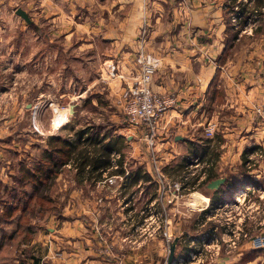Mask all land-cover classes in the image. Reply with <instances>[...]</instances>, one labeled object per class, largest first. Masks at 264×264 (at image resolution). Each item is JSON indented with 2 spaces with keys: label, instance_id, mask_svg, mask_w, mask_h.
Returning a JSON list of instances; mask_svg holds the SVG:
<instances>
[{
  "label": "crops",
  "instance_id": "0c3cea01",
  "mask_svg": "<svg viewBox=\"0 0 264 264\" xmlns=\"http://www.w3.org/2000/svg\"><path fill=\"white\" fill-rule=\"evenodd\" d=\"M44 3L50 11V19L62 18L69 23V28L75 26L74 30H67L66 38L79 30L85 41H80L78 48L71 45L62 48L64 54L59 48L33 50L28 60L31 63L26 61L25 68L38 63L45 52L53 50L66 70L71 69V62L80 69L81 55L71 57L69 54L65 58L67 53L85 51L84 54L90 53L97 62L98 50L103 49L97 47L108 45L113 48H108L110 58H106V63L115 65L123 75L121 81L128 82L126 78L138 74L135 55L143 49L160 60L151 80L152 90L175 96L178 105L159 124L157 143L169 149L158 161L163 164V175L142 172L134 181L127 169L115 172L113 166L118 167L119 156L114 159L113 155L110 157L112 169L95 170L97 174L76 173L74 167L67 164L69 174L62 178L60 175V179L66 178L73 187L65 194L63 211L72 216L65 214L61 222L58 220L60 224L57 222L22 243V249H31L35 244L41 245L42 251L38 256L23 251V256L21 253L16 256L17 264H163L167 259V254H163V239L147 238L144 228L150 209L167 212L161 177L166 180L173 175L170 167L179 169L176 179L188 182L191 191H195L193 195H197L195 199L199 200V206L192 203L186 209V213L199 215L190 220V228L195 233L191 235L185 230L191 235L186 237L190 241L184 242L181 233L173 237H178L175 259L183 258L188 262L194 252L189 246L198 244L207 237L201 233L216 225L215 220L203 219L204 214L215 216L219 211H230L229 205L237 194L255 193L251 188L261 193L262 206L256 207L255 212L264 222V153L254 160L253 167L245 164L250 153L261 149L264 152V126L254 112V107L264 100V0H44ZM6 4L0 0V13L6 9ZM235 7L239 9L237 14ZM18 9L28 19L19 15L20 18L31 26L32 13L23 5L16 7L15 12ZM233 14L237 15L239 26L253 24L250 32L234 27ZM2 31L0 29V37H3ZM16 32L15 48H0V98L5 93L6 74L12 72L14 63L4 58V54L11 52L15 59L24 57L28 50L22 48V30ZM62 75L65 85L70 86L71 72ZM73 79L77 80L74 76ZM86 85L76 96L85 102L89 99ZM117 89H120L118 85ZM209 118L216 119L217 123L211 137L204 133ZM145 165L147 167L148 162ZM15 176L9 180L17 184ZM219 177L225 178V182L218 189H207L203 183ZM6 181L7 178L0 176V200L12 196L18 189L7 191ZM91 183L93 186L89 187ZM151 184L159 186L158 192L156 189L148 192ZM173 209L182 211L178 205ZM223 221L225 223L226 219ZM171 223L169 220L168 224ZM178 223L181 222L176 221L175 227ZM170 230L171 226H166L167 234ZM239 251L231 255L221 253L210 263L203 264H264V250L253 256L246 254L245 248ZM20 259L24 263H20Z\"/></svg>",
  "mask_w": 264,
  "mask_h": 264
},
{
  "label": "rangeland",
  "instance_id": "374dc122",
  "mask_svg": "<svg viewBox=\"0 0 264 264\" xmlns=\"http://www.w3.org/2000/svg\"><path fill=\"white\" fill-rule=\"evenodd\" d=\"M2 1L7 3V6L0 13V29L4 30L2 31L3 37H0V48H15V44L18 41L16 39V30L19 29L23 33L22 48H28L24 57L13 59L11 52L4 54V58L14 62L12 72L6 74L5 93L0 98V176L4 179L7 178L6 186L13 184L12 180L9 179L14 178V174H19L23 168L32 165L35 159L41 157V151L43 147H46L47 143L49 145L47 139L51 136L68 138L71 142L79 143V146L83 148H85L84 146L90 147L87 149L90 151L91 149H97L89 144L88 140H78L76 132L79 130L88 131V134L89 132H97L100 135L105 134L107 137L106 141L110 140L111 144H114L118 139L115 144H117L116 146L120 148L124 156V171L127 169L132 172L138 166H141L144 172H149L152 176L164 173L163 164L158 161L161 158L160 156L163 153H167L169 149L161 147L157 141L155 143L156 146L153 147L155 148L153 158H150L144 129L140 125L135 126L126 122L121 95L128 84L131 86L133 77L126 78L129 83L121 81L123 80V75L119 73L116 66L106 63L108 58H110L108 57L110 54L108 48H113V46L102 45L97 47L103 48L100 51L98 50L97 57L99 59H95L97 62H94V58L90 53L84 54L85 51L80 53L79 51L71 50V53H67L65 58H68L69 54H71V57L81 55L82 63L80 69L76 67L75 63L71 62V69L66 70L53 50L44 51L45 53L38 63L29 64L25 68L26 61L31 63L28 60H30L31 54L34 53L33 50L38 48H59L63 53L62 48H69L70 45L71 48H78V43L80 41L84 42L85 38L81 36L82 33H79V30L71 37L66 38L67 30L70 29L72 31L75 26L72 25L69 28V23L62 20V18L61 20L55 19V21L52 18L50 19L48 15L50 11L44 7V0ZM22 5L32 13L33 22L31 26L26 25L23 19L15 12L16 7ZM33 28L37 29V33ZM137 54L138 52L135 55V63L137 62ZM60 61L62 60L60 59ZM69 71L72 76L70 86L65 85V78L62 75ZM73 76L77 78L76 81ZM115 77L118 79H115ZM91 82L93 83L91 84ZM85 84H87L86 88L88 89L89 99L87 102L76 97L79 89ZM116 84L120 89H117ZM214 117L216 118V116ZM209 119V122H216L214 118ZM161 120L158 121V125ZM118 153H112L114 159H117ZM147 162L148 166L146 167L145 164ZM70 165L73 167L72 163ZM114 166L113 168L116 170L117 166ZM109 169L111 170L112 167ZM169 170L175 177L172 175L166 180L163 176L161 177V192L166 195L167 208L165 211L167 212L165 213L162 209H150L147 214V227L144 228V235L147 238L163 239V254H167L166 256H168L169 246L174 240L175 233H181L184 242L190 241L186 237L195 233V230L190 228L192 222L190 220H194L193 216H199L198 214L191 215L189 212L186 213L189 204L193 203V205L199 206V200L195 199L197 195H193L195 191L185 192L186 196L183 198L173 197V186L175 182H180L176 179L180 171H177L179 169H174V167H170ZM186 172L187 174L189 173L188 171ZM93 173L97 174L96 171ZM64 174H69L68 169L61 171L55 177L56 179L49 184L47 194L52 197L53 201L50 204H45L46 211L41 215L33 214V212L26 215V218L29 217L28 220L31 219V225L35 231L33 237L39 231H46L45 228L55 226L59 222L58 220L61 222L65 214L72 216L63 211L65 194L68 193L70 187H73V183L66 181V178L60 179V175L62 178ZM77 183L75 187L78 186ZM92 183L89 187L93 186ZM186 183L183 182L182 184ZM155 189L158 192L159 186L151 184L148 192L153 193ZM251 190H254L255 193H247L241 196L239 202L237 198H234L233 204L229 205L230 211L222 210L215 216H210L212 214L209 213L204 214L205 217L203 219L207 217L208 219L206 218V220H215L217 223L214 227L209 228L210 230H202L204 233L202 232L201 234L207 237H204L205 240H200L198 244L189 246L192 248L191 251L194 252L188 262L183 260V264L193 263L199 259L202 260L199 264L208 263L215 257L220 256L219 254L221 253H226L227 255L236 254L242 248H245V253L251 254V256H253L252 254L263 252L264 247H255L252 243L257 236H264V222L260 221V214L255 212L256 207L262 206L260 201L261 193H257L256 188H251ZM2 194L4 195L5 192H2ZM9 197L7 196V198ZM190 197L193 198L190 199ZM7 204L8 201L6 202ZM6 205L2 206L0 203V211L4 210ZM177 205L181 207L180 210L182 211L173 209ZM224 219H226L225 223ZM169 220L172 222L170 225L168 224ZM176 221L181 222L178 223V227H175ZM259 222L261 224H258ZM166 226H171V233H166ZM185 230L190 232L191 235L187 234ZM217 232H220V234L218 235ZM167 235L169 236L166 239ZM14 245L11 243V246L6 249V253L9 252V254H2V256L8 258L7 261L9 262L12 258L16 264V256H19L20 253L23 256V251L32 252L37 256L42 251L41 245L33 244L31 249L25 247L16 249ZM193 256L194 258H192ZM175 257L174 252V260ZM162 263H167V259Z\"/></svg>",
  "mask_w": 264,
  "mask_h": 264
},
{
  "label": "trees",
  "instance_id": "16d2710c",
  "mask_svg": "<svg viewBox=\"0 0 264 264\" xmlns=\"http://www.w3.org/2000/svg\"><path fill=\"white\" fill-rule=\"evenodd\" d=\"M76 135L78 140H88L89 144L97 149L90 151L87 150L90 147L84 146L83 148L79 146V143L71 142L68 138L51 136L47 139L49 145L47 143L41 151V157L16 174L18 185L12 182L13 184L6 186L10 191L18 189L9 198L0 200L2 206H5L8 201L4 210L0 211V264H16L12 258L10 262L7 261L8 258L3 257L2 254H9V252L6 253V249L11 246V243L15 244V248L18 249L22 243L31 240L35 231L31 225V219L28 220L29 217L26 218V215L31 212L41 215L46 211L45 204L53 201L52 197L47 194L49 184L61 171L67 170V164L72 163L76 173L84 171L92 173L99 169L105 172L111 167V154L119 152V158L116 160L118 167L115 172H124V156L115 144L118 139L111 144L110 140L106 141L105 134L100 135L97 132L88 134L85 130L77 131ZM142 172H144L142 167L138 166L130 173L136 181ZM203 183L206 184L207 180ZM19 261L24 263L21 259Z\"/></svg>",
  "mask_w": 264,
  "mask_h": 264
},
{
  "label": "built area",
  "instance_id": "2783aa9c",
  "mask_svg": "<svg viewBox=\"0 0 264 264\" xmlns=\"http://www.w3.org/2000/svg\"><path fill=\"white\" fill-rule=\"evenodd\" d=\"M237 12H239V9L235 7L234 13L237 14ZM236 14L232 15L234 27L242 32H250V28L253 24L245 25L244 27L239 26L237 24L238 17H236ZM137 62L139 64V72L133 77V80H131V86L128 84L121 95L123 100V111L127 123L135 126L140 125L144 129L145 140L149 148V156L153 158L155 150L153 147L156 146L155 143L157 142L159 130L158 121L168 112L176 110L178 104L175 96L154 92L151 88L150 84L152 77L160 66L159 58L141 49L137 54ZM262 78H264V72L262 73ZM254 112L259 123L264 126V100L254 107ZM216 127L217 124L215 122H208L204 128L205 135L211 137ZM263 153L262 149L254 154L250 153L247 156L246 166L248 168L253 167L254 160L262 156ZM195 163H198L196 159ZM160 176L161 173L158 174V177ZM173 188L172 195L175 198L184 196L185 192L191 191L192 189L188 183L182 184L181 182H175ZM252 243L255 247H264V236H257ZM192 258H194V256ZM183 260V258L175 259L170 264H183Z\"/></svg>",
  "mask_w": 264,
  "mask_h": 264
},
{
  "label": "water",
  "instance_id": "95a60500",
  "mask_svg": "<svg viewBox=\"0 0 264 264\" xmlns=\"http://www.w3.org/2000/svg\"><path fill=\"white\" fill-rule=\"evenodd\" d=\"M16 13L26 20L28 19L27 15L21 9L16 10ZM224 182H225V178L219 177V178H216V179H213V180H210L209 182H207L206 188L211 189V190H215V189H218ZM177 241H178V239L175 238L169 246V250H168L169 253L167 256V263L168 264L172 263V261L174 260V252H175V247H176Z\"/></svg>",
  "mask_w": 264,
  "mask_h": 264
},
{
  "label": "bare ground",
  "instance_id": "6f19581e",
  "mask_svg": "<svg viewBox=\"0 0 264 264\" xmlns=\"http://www.w3.org/2000/svg\"><path fill=\"white\" fill-rule=\"evenodd\" d=\"M241 193L237 194V196L235 198H237V200H241V196H244L245 193H242V195H240Z\"/></svg>",
  "mask_w": 264,
  "mask_h": 264
}]
</instances>
